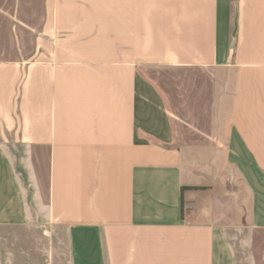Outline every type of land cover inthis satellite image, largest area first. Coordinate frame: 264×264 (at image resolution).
I'll return each instance as SVG.
<instances>
[{"label":"crops","instance_id":"0c3cea01","mask_svg":"<svg viewBox=\"0 0 264 264\" xmlns=\"http://www.w3.org/2000/svg\"><path fill=\"white\" fill-rule=\"evenodd\" d=\"M0 228L264 264V0H0Z\"/></svg>","mask_w":264,"mask_h":264},{"label":"rangeland","instance_id":"374dc122","mask_svg":"<svg viewBox=\"0 0 264 264\" xmlns=\"http://www.w3.org/2000/svg\"><path fill=\"white\" fill-rule=\"evenodd\" d=\"M54 245L55 264H66L65 259L57 254L58 249L61 251V248L58 246L57 249L56 244ZM47 246L49 243L43 241L42 232L24 228H0V257L4 262L25 258L32 264H42L43 260H46L43 252Z\"/></svg>","mask_w":264,"mask_h":264}]
</instances>
